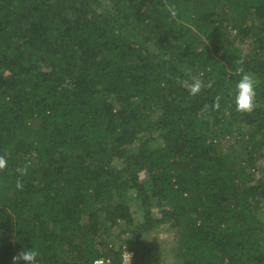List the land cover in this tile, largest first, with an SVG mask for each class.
Masks as SVG:
<instances>
[{"label":"trees","instance_id":"16d2710c","mask_svg":"<svg viewBox=\"0 0 264 264\" xmlns=\"http://www.w3.org/2000/svg\"><path fill=\"white\" fill-rule=\"evenodd\" d=\"M0 155V264H264V0H0Z\"/></svg>","mask_w":264,"mask_h":264},{"label":"clouds","instance_id":"9594fccd","mask_svg":"<svg viewBox=\"0 0 264 264\" xmlns=\"http://www.w3.org/2000/svg\"><path fill=\"white\" fill-rule=\"evenodd\" d=\"M237 65H240L238 68V72L241 73V78L236 84V95L234 97V103L236 106V110L241 113H251L257 107V92L260 81L256 77V75L252 72H247L243 68L245 63V59L243 57L239 58L235 61ZM177 83L180 86L187 88L189 94L193 97L198 96L204 89H211L214 85V81H208L205 83L202 79L195 77L189 81H184L181 79L177 80ZM221 97L216 96L215 101L213 103V108L218 109L220 107ZM208 111V105H205L202 109V112ZM8 163L5 156L0 155V171H3L7 168ZM30 168V163H25L22 167H18L15 169L17 174V178L15 181V186L18 190H23L24 181L23 177L28 175V171ZM132 253L126 252L123 256V264H130L132 259ZM39 256L38 250L31 248L27 250H21L16 255L12 257V264H36L37 257ZM94 264H110L109 260L101 257L94 261Z\"/></svg>","mask_w":264,"mask_h":264},{"label":"rangeland","instance_id":"374dc122","mask_svg":"<svg viewBox=\"0 0 264 264\" xmlns=\"http://www.w3.org/2000/svg\"><path fill=\"white\" fill-rule=\"evenodd\" d=\"M167 232H160L159 234H156L155 236L158 238V241H162L165 237H168ZM153 236V235H152ZM166 239V238H165Z\"/></svg>","mask_w":264,"mask_h":264},{"label":"built area","instance_id":"2783aa9c","mask_svg":"<svg viewBox=\"0 0 264 264\" xmlns=\"http://www.w3.org/2000/svg\"><path fill=\"white\" fill-rule=\"evenodd\" d=\"M128 250H124V252H123V256H124V254L127 252ZM129 252V251H128ZM131 253V252H130ZM133 256V255H132ZM106 260H109V259H106ZM110 261V260H109ZM94 264V263H93ZM110 264H111V262H110ZM121 264H123V260H122V263ZM130 264H132V259H131V262H130Z\"/></svg>","mask_w":264,"mask_h":264}]
</instances>
